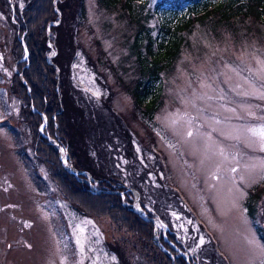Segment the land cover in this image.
Returning <instances> with one entry per match:
<instances>
[{
    "label": "rangeland",
    "instance_id": "obj_1",
    "mask_svg": "<svg viewBox=\"0 0 264 264\" xmlns=\"http://www.w3.org/2000/svg\"><path fill=\"white\" fill-rule=\"evenodd\" d=\"M9 1L0 0V264H120L111 246L117 243L132 264H149V250L131 233L73 206L37 156L35 132L22 117V96L13 86L18 60L9 18L27 0ZM161 1L140 3L151 15L147 26L154 35L161 15L170 14ZM85 7L86 23L76 26L72 82L95 100L112 90L113 108L134 135L130 155L119 146L108 154L106 167L125 179L124 186L138 181L152 194L180 195L168 201L165 214L177 238L193 246L191 254L208 234L227 264H264V245L244 203L250 190L264 185V25L236 35L241 24L216 29L215 17L209 22L213 29L193 26L145 100L151 105L157 96L150 117L126 91L138 76L130 48L136 27L126 9L109 8L104 0H86ZM89 56L99 60L100 74ZM257 202L255 224L264 230V192Z\"/></svg>",
    "mask_w": 264,
    "mask_h": 264
},
{
    "label": "trees",
    "instance_id": "obj_2",
    "mask_svg": "<svg viewBox=\"0 0 264 264\" xmlns=\"http://www.w3.org/2000/svg\"><path fill=\"white\" fill-rule=\"evenodd\" d=\"M2 1L6 5L11 2ZM200 1L162 0L161 4H169L170 14L161 15L162 19L158 21L160 31L154 35V29L147 26L151 15L144 12L145 3L140 4L143 0H104L109 8L118 7V4L125 8V16L136 27L130 48L136 59L138 76L132 79V86L126 91L130 93L135 106L149 112L150 117L157 107V96L151 100V105H147L145 100L154 93L152 89L162 80L163 71L180 54L193 26L200 24L212 28L218 23L216 29L226 27L231 31L230 27L241 24L235 27V30L238 28L233 32L236 35L240 29L244 31L249 30V26L264 25V0ZM186 2L190 4L185 6ZM17 5L16 13L12 15L14 20L11 21V15L9 18L16 32L14 50L18 60L13 86L22 96V117L35 132V152L45 161L72 205L84 214L108 217L116 228L131 233L137 243H142L149 250V256H146L149 264H227L208 234V240L193 254L189 251L193 246L177 238L178 232L165 212L169 200L180 198L178 193L152 194L138 181L131 188L124 186L125 179L119 173L114 176L106 167L108 154L117 147H124L125 155H130L127 146H133L134 135L124 117L113 108L112 90L106 89L108 93L101 96V100H95L91 95L86 98L72 82L70 67L79 53L76 26L80 24L81 29L86 23V0H27L22 8ZM212 18L214 26L209 23ZM52 51L56 52L53 57ZM89 58L93 71L100 74L97 71L99 60ZM160 89L158 86L155 93L161 92ZM45 118L47 124L41 132L40 126ZM49 136L68 151L69 163L91 173L96 179L93 184L100 192L90 189L84 175L76 176L64 167L59 157L60 148ZM112 146L114 150L109 151ZM131 189L139 191L141 207L150 216L157 215L164 220L169 228L166 235L153 220L143 218L130 205H125V201L129 204L134 202ZM263 192L264 185L258 184L254 190H250L244 203L246 213L254 222L264 245L262 225L255 224L257 201ZM149 206L153 207V211ZM200 226L204 227L201 223ZM158 235L164 247L173 254L172 257L156 244L154 237ZM111 246L118 254L120 264H132L119 243Z\"/></svg>",
    "mask_w": 264,
    "mask_h": 264
},
{
    "label": "water",
    "instance_id": "obj_3",
    "mask_svg": "<svg viewBox=\"0 0 264 264\" xmlns=\"http://www.w3.org/2000/svg\"><path fill=\"white\" fill-rule=\"evenodd\" d=\"M52 46V45H51ZM25 53L26 55L28 56V52H27V49L25 48ZM22 77V76H21ZM23 79V77H22ZM47 124V118H45V122L43 124V126H45ZM50 140L52 141V137H50ZM56 146H58L60 148V158L62 160V163L64 165V167L70 172V173H73L75 174L76 176H79V175H84L87 180H88V183L90 185V189H92L93 192H100V190L98 188H96L95 184H93V181H94V178H92L91 174L88 172V171H85V170H79L78 168H75L73 164L69 163L68 162V159L66 158V155H65V152H66V149L63 147V146H59V144L57 142L54 143ZM131 192L133 193V197H134V202L132 204V209L139 213L143 218H146L147 220H153L156 227H157V223H159V227L161 226V228H163V232L164 234L166 235V233L168 232L169 228L167 226V224L164 222V220L160 217H154V216H150L148 212H146L143 208H141L140 206V202H139V194L137 193L138 191H135L134 189H131ZM155 239V242L156 244L158 245V247L160 249H163L164 251H166L169 256H173V254L164 247L163 243L160 241V239H158V236H155L154 237ZM185 256L186 258H188V253L185 252Z\"/></svg>",
    "mask_w": 264,
    "mask_h": 264
},
{
    "label": "bare ground",
    "instance_id": "obj_4",
    "mask_svg": "<svg viewBox=\"0 0 264 264\" xmlns=\"http://www.w3.org/2000/svg\"><path fill=\"white\" fill-rule=\"evenodd\" d=\"M123 194V193H122ZM157 228H159V223H157Z\"/></svg>",
    "mask_w": 264,
    "mask_h": 264
},
{
    "label": "snow or ice",
    "instance_id": "obj_5",
    "mask_svg": "<svg viewBox=\"0 0 264 264\" xmlns=\"http://www.w3.org/2000/svg\"><path fill=\"white\" fill-rule=\"evenodd\" d=\"M261 134L264 135V131H262Z\"/></svg>",
    "mask_w": 264,
    "mask_h": 264
}]
</instances>
